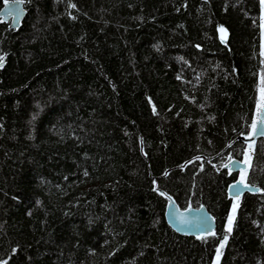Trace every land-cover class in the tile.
I'll return each mask as SVG.
<instances>
[{
    "label": "trees",
    "instance_id": "1",
    "mask_svg": "<svg viewBox=\"0 0 264 264\" xmlns=\"http://www.w3.org/2000/svg\"><path fill=\"white\" fill-rule=\"evenodd\" d=\"M24 1L0 22V264H264L261 0ZM242 173L261 192L231 199Z\"/></svg>",
    "mask_w": 264,
    "mask_h": 264
},
{
    "label": "water",
    "instance_id": "2",
    "mask_svg": "<svg viewBox=\"0 0 264 264\" xmlns=\"http://www.w3.org/2000/svg\"><path fill=\"white\" fill-rule=\"evenodd\" d=\"M27 16V9L25 1L22 4H16L13 0H6L4 6L0 11V22L8 23L10 28L19 29L22 26L24 19ZM264 112V106L260 110L257 125L258 131L264 132V125H260L261 113ZM253 133V130L252 132ZM259 139H264V135L254 134L247 137H242V140L246 144H250ZM235 162V163H234ZM227 166V167H225ZM224 166L225 169L230 170L232 173H240L247 170L248 163L242 159H233ZM236 179L229 185L228 195L231 199H240L243 195L250 193H260L261 189L246 181L240 183V191H237L232 187L237 181ZM165 193V192H164ZM165 197L168 200L165 210V220L168 225L178 234L187 236H201L212 234L216 231L218 224L216 218L210 213L206 206L201 207H188L182 209L173 196L166 193ZM171 198L169 200L168 198ZM181 218L187 221V223H181Z\"/></svg>",
    "mask_w": 264,
    "mask_h": 264
},
{
    "label": "snow or ice",
    "instance_id": "3",
    "mask_svg": "<svg viewBox=\"0 0 264 264\" xmlns=\"http://www.w3.org/2000/svg\"><path fill=\"white\" fill-rule=\"evenodd\" d=\"M14 3L16 4H22L24 3V0H13ZM262 3H264V0H262ZM3 66V57H0V67ZM260 125H264V112L261 113V119H260ZM252 128H253V133H251L250 135H254V134H261V135H264V132H259L258 131V125H257V122L256 121H253V124H252ZM197 159H199V157H197ZM235 163V162H234ZM227 167V166H225ZM244 179V176H243V173L241 174V180L240 181H237L236 184H234L232 187L237 191V193H239L240 191V183L243 181ZM160 195L161 196H165L166 193L164 192H160ZM169 200H171V198L169 197L168 198ZM231 219L230 218V223H231ZM181 223H187V221L183 220V218H181ZM229 231H231V229L229 228ZM214 235V233H212ZM227 238L225 237V240ZM223 247V243L221 244V248ZM219 251V250H218Z\"/></svg>",
    "mask_w": 264,
    "mask_h": 264
},
{
    "label": "rangeland",
    "instance_id": "4",
    "mask_svg": "<svg viewBox=\"0 0 264 264\" xmlns=\"http://www.w3.org/2000/svg\"><path fill=\"white\" fill-rule=\"evenodd\" d=\"M261 4H262V11H261V22H262V47H263V50H264V3H262V0H261ZM263 103H264V91L263 89L261 88V91L259 93V102H258V109L261 108L263 106ZM262 109V108H261ZM235 215V212H233L230 216V218L233 219V216ZM231 219V220H232ZM220 257H221V254L220 252L218 251V253L216 254V257L214 259V264H218L219 260H220Z\"/></svg>",
    "mask_w": 264,
    "mask_h": 264
}]
</instances>
